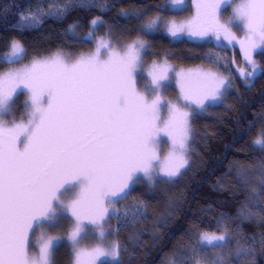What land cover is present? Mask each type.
Returning <instances> with one entry per match:
<instances>
[{"label":"snow or ice","instance_id":"obj_1","mask_svg":"<svg viewBox=\"0 0 264 264\" xmlns=\"http://www.w3.org/2000/svg\"><path fill=\"white\" fill-rule=\"evenodd\" d=\"M196 19L192 23L167 25V35L177 38L231 35L230 26L219 23L222 6L231 0H194ZM173 7L184 0H169ZM166 7V6H162ZM103 10V9H102ZM60 16L58 10L54 13ZM126 19L132 14L121 13ZM26 26L39 21L34 15L25 17ZM161 15L150 19L141 31L151 38L159 31ZM233 20L247 30V47L241 42L245 59L252 71L241 76L252 77L256 63L249 49L264 46V0H241L233 9ZM103 21H91L86 40ZM76 25L69 27L75 34ZM111 35V33H109ZM229 42H231L229 40ZM10 53L0 56V63H18L26 55L22 43L15 40ZM151 45L137 40L121 54L112 50L110 40L101 38L96 52L80 56L74 63L60 53L47 59H33L23 69L9 70L0 75V264H54L55 252L63 246L64 238L45 236L55 231L62 220L71 217L74 227L67 240L73 247V264H105L102 258L118 259L119 243L108 249L80 248L89 226L99 229L101 239L110 233L104 226L118 210L112 207L131 194L132 185H149L165 178L169 181L182 175L188 165L186 158L190 139L191 112L182 111L162 98L163 90L171 86L167 64L153 63L141 72L144 56ZM106 55L107 59H101ZM211 60L212 57L209 56ZM148 77L141 93L137 77ZM185 107L195 105L206 111V102L220 101L229 80L209 73H176ZM18 89L27 91L31 112L27 123L8 127L3 116L10 114ZM155 93L149 101L148 95ZM167 110V118L164 111ZM168 137L172 152L160 161L156 145L160 136ZM264 150V130L254 141ZM22 146V147H21ZM72 193L67 203L64 197ZM144 214L143 207H133L124 213V223ZM41 231L36 241L38 253L29 254L31 238ZM31 234V236H30ZM229 237L201 236V251L207 247H227ZM251 251L241 248L237 261Z\"/></svg>","mask_w":264,"mask_h":264},{"label":"trees","instance_id":"obj_2","mask_svg":"<svg viewBox=\"0 0 264 264\" xmlns=\"http://www.w3.org/2000/svg\"><path fill=\"white\" fill-rule=\"evenodd\" d=\"M161 1L0 0V56L13 40L26 49L21 60L29 61L55 52L88 53L97 47V37L112 45L141 39L151 45L147 61L166 59L176 66L200 65L230 75L220 102L192 115L182 175L170 182L157 180L153 189L141 183L131 190L128 197L141 202L145 214L133 225L115 228L120 255L105 264H264V150L254 145L264 130V50L257 55L259 73L246 85L230 73L228 63L209 59L210 49L218 50L210 42L173 40L160 28L151 38L145 36L142 26L160 10ZM58 10L61 15H54ZM123 12L132 18L122 17ZM30 15L39 21L34 26H26L24 18ZM97 17L103 24L86 40ZM72 25L77 26L74 35ZM8 67L0 63V74ZM14 100L6 119L26 110L22 93ZM112 219L106 225L112 226ZM206 232L227 234V247L201 251L200 236ZM241 248L251 251L237 261ZM65 249L63 244L56 259L72 264Z\"/></svg>","mask_w":264,"mask_h":264},{"label":"rangeland","instance_id":"obj_3","mask_svg":"<svg viewBox=\"0 0 264 264\" xmlns=\"http://www.w3.org/2000/svg\"><path fill=\"white\" fill-rule=\"evenodd\" d=\"M240 3H241V0H231L230 4L222 6L221 14L219 17V23L224 24V25H229L231 22V26H230L231 35L229 36L228 39H225V33H223V32L220 33L219 40H217L216 36L189 37L187 35V33H182L177 38H173L169 35L168 36L173 40L185 39V40L192 41V42H206V41L210 42L212 44V47L217 48L218 50L210 49L211 52L209 53V55L216 61H222L223 60L224 62L228 63V65L230 67V73L232 75H234L235 77L239 78L244 84L248 85L252 82L254 77L260 71V66L258 63L257 55L261 51L264 50V46H261V47L255 49L254 51L249 49L251 57L257 65L256 71L252 77L241 76L240 75L241 71H244L245 73L251 72L252 71V65L249 64L248 61L245 59V52L241 46V42H244L245 47H247V37H248L247 30L243 27V25L239 21L233 20V9ZM162 6H166V7H162ZM159 9L160 10L158 12H156L153 16H151L150 19L155 18L157 15H161L163 17V20L160 22L159 28L165 34H167V25L171 22H175L177 24H188V23H192L196 19L197 9H196V4H195L194 0H184V3L180 6H177V7H173L169 3V0H162L159 3ZM99 40H100L99 37H97V41H99ZM137 40L142 41L141 39H137ZM137 40L123 44V45H113L112 50L119 51L121 54H123V52L126 50L127 46L130 44H133ZM229 40L231 42H229ZM13 41H15V40H13ZM13 41H11V43ZM11 43H10V45H11ZM10 45H9L8 52L6 54L10 53V51H11ZM95 52H96V48L93 49L92 51L88 52V53L79 54L76 56L69 55V54L63 53V52H55V53H52L48 56L35 58V59H47V58H50L57 53H60L62 56H64L68 60L69 63H74L80 56H82V55L83 56H90V55L94 54ZM101 59H107V56L102 55ZM32 61H33V59H31L29 61L20 60L18 63L9 64V67L0 75H3L4 73L8 72L9 70L23 69L26 65H30ZM154 62L158 63V64H162V65L166 63L168 68H169V75L171 77H173V79L171 80V86L169 88L163 90L162 98L165 101L169 102L170 104L175 105L176 107L180 108L182 111L191 112L192 115L195 113L203 112V111L196 109L194 104L191 105L190 107L184 106L185 102L182 99V94L180 92V88L176 82V77H175L176 73H209V74H213V75L219 77L220 79L229 80V81L231 79L230 75L221 73L220 71L209 68V67H203L200 65L187 66V67L176 66L171 61H168L166 59H161V60L150 59L148 61L143 59V67L141 68L140 71L143 73H146L148 70H150V68ZM147 83H148V77L146 75L143 77L138 76L137 77V84H136L137 90L139 92L143 93ZM228 87L229 86L225 87V89L223 90L224 93ZM20 93H22L24 95V98H25L24 103L27 105H30V97H29L27 91L24 89H18L15 96H17ZM155 95H156L155 93H152V94L148 95L147 99L149 101H151ZM219 102L220 101H216V102L208 101V102H206V107L216 105ZM30 112H31V108L29 106H26V110L24 111V109H23L22 112L19 111L16 117H12L11 119H6L5 116L7 114L4 115L3 116V122L8 127H11L13 123H25L26 124L28 119L30 118ZM25 113L29 114V116L25 115ZM163 115H164V118H167V110L166 109H165ZM192 115L189 118L190 129H191ZM191 140H192V132L190 131V139L188 140V148H187L186 158H187V154H188V151L190 148ZM156 152L159 156L160 161H163L165 159V157H167L172 152V144H171V141L168 139V137H166L164 135L160 136L159 142L156 145ZM173 180H171V181H173ZM159 181L164 182V181H169V180H167L165 178H161V179H159ZM141 183L143 185H146L149 189H153L156 186V183L153 185H149L146 181L141 179V182L132 185L131 190L134 187L141 186L140 185ZM73 198H74L73 194L69 193L64 197V201H65V203H67L68 201L72 200ZM112 207H114L115 209L118 210L119 215L113 216L112 217L113 219L111 218L113 220L112 226L106 225L107 223L105 224L104 232L110 233L109 235H107V238L101 239L99 236L100 230L99 229H93L92 226H89L88 229L86 230L84 238L79 243L80 248H84V249H87L89 251H91L93 248H96V247H103L105 249H108L109 246H111L113 243L118 242L114 236L115 228H121V227L133 225V224H135V222H137L139 220L140 217H142L145 214L144 213L142 216L137 217L135 220H132L131 218H129L127 225H125L124 213L126 211H129L133 207H143L142 203L135 200V199H132L131 197H127L126 199L120 200L119 203L111 205L110 209ZM73 227H74V220L71 217H68V218L61 221L60 226L57 230L45 231V233H44L45 236H59L61 238H64L63 244L66 246V249L63 251V253H64V255H66V254L71 255L72 254V264L74 261L73 247H72L71 243L66 238H67L69 232L72 230ZM203 234L224 235V234H218V233H212V232H206ZM40 235H41V231L37 230L35 233V237L31 238V245L29 247V254L30 255H35L38 253V247L36 246V241L40 237ZM30 236H31V234H30ZM201 236H202V234H201ZM201 236H200V240H201ZM200 245H201V243H200ZM56 253L57 252H55V254L53 256L54 264H66L65 261H61L60 259L58 261L56 259ZM102 259L105 262L116 261V260H112L111 258H102ZM167 264H184V263L183 262H181V263L169 262ZM196 264H205V263L197 262Z\"/></svg>","mask_w":264,"mask_h":264}]
</instances>
